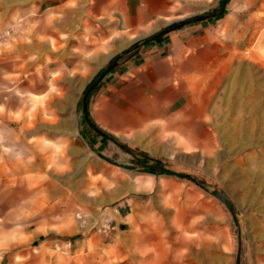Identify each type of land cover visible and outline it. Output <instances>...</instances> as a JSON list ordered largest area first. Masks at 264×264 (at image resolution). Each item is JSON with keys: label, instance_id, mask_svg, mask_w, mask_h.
Wrapping results in <instances>:
<instances>
[{"label": "rangeland", "instance_id": "rangeland-1", "mask_svg": "<svg viewBox=\"0 0 264 264\" xmlns=\"http://www.w3.org/2000/svg\"><path fill=\"white\" fill-rule=\"evenodd\" d=\"M226 15L209 35L196 78L212 113V144L161 161L204 188L157 171L134 176L127 168L137 163L108 166L75 140L94 66L43 81L7 74L0 88V264H235L238 254L240 264H264V0H229ZM91 32L87 42L106 49L107 37ZM30 35L18 36L15 20L0 28V60L19 62L24 74L18 47ZM212 190L232 204L238 226ZM127 199L134 200L129 226L116 232L112 209Z\"/></svg>", "mask_w": 264, "mask_h": 264}, {"label": "crops", "instance_id": "crops-1", "mask_svg": "<svg viewBox=\"0 0 264 264\" xmlns=\"http://www.w3.org/2000/svg\"><path fill=\"white\" fill-rule=\"evenodd\" d=\"M220 4L221 0H0V28L15 20L18 36L31 34L18 47L27 74L20 72L19 62L0 60V88L6 86L8 73L43 81L88 65L94 66L87 74L90 82L116 56L163 29L169 20L211 14ZM226 18L225 10L218 19L184 26L140 47L130 59L124 56L87 98L91 122L108 137L99 136L84 121L78 122L75 140L119 169L144 156L147 162H161L211 145L212 113L207 99L196 92V78L206 66L209 35ZM91 31L107 37L106 49L87 42ZM55 44L60 46L56 49ZM136 166L129 171L132 175L155 178ZM132 201L113 207L114 231L129 226Z\"/></svg>", "mask_w": 264, "mask_h": 264}, {"label": "water", "instance_id": "water-1", "mask_svg": "<svg viewBox=\"0 0 264 264\" xmlns=\"http://www.w3.org/2000/svg\"><path fill=\"white\" fill-rule=\"evenodd\" d=\"M228 2H229V0H221V4H220V7H219L217 12L207 14V15H197V16H193V17H188L185 19H181L177 22L171 23V24L165 26L163 29L159 30L158 32H156V33L144 38L142 41L134 44L131 48L124 51L122 54L116 56L105 68L102 69V71L99 73V75L88 85V87L86 88V90L84 92V95L82 97V113H83V119H84L86 125L91 130H93L96 134H98L99 136L104 137V138L108 137L106 134H104L102 131H100L91 122V120L88 116L87 98L94 91V89L99 85V83L104 79V77L118 66L119 61L124 56L127 55V58L130 59L132 56H134L136 54L137 50L140 47L147 45L149 43H152L153 41L173 32V31H176V30H178L184 26L195 24L198 22H202V21H205V20H208L211 18L223 16ZM157 163H158V165H153V166H148V167L159 172V173H161V174H165L168 176H174V177H177L180 179L189 180V181L201 186L202 188H204L202 185L197 183L195 181V179H193L191 176H189L187 174H181V173L172 171L170 169H167L166 167H164L162 165V163L160 161H157ZM211 195L225 204V206L228 208L229 212L232 215V218H233L235 225L238 226V221H237L236 214L234 212V207L232 206V204H230V202L225 198V196L217 190H212ZM235 264H240V255L239 254L236 257Z\"/></svg>", "mask_w": 264, "mask_h": 264}, {"label": "trees", "instance_id": "trees-1", "mask_svg": "<svg viewBox=\"0 0 264 264\" xmlns=\"http://www.w3.org/2000/svg\"><path fill=\"white\" fill-rule=\"evenodd\" d=\"M101 72V71H100ZM99 72V73H100ZM99 73L97 74V76L99 75ZM96 76V77H97ZM95 77V78H96ZM94 78V79H95ZM136 163L138 164V165H141V167H140V170H138V171H141V172H148V173H157L156 171H153V170H148L146 167H145V165L144 164H146L147 163V159H146V156H144V158H143V160H137L136 159ZM124 168H127V167H124ZM127 169H129V170H135L134 168H131V167H129V168H127Z\"/></svg>", "mask_w": 264, "mask_h": 264}]
</instances>
